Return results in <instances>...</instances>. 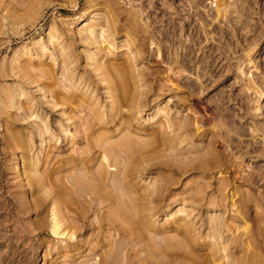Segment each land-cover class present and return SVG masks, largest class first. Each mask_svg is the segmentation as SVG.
Listing matches in <instances>:
<instances>
[{
    "label": "rangeland",
    "instance_id": "374dc122",
    "mask_svg": "<svg viewBox=\"0 0 264 264\" xmlns=\"http://www.w3.org/2000/svg\"><path fill=\"white\" fill-rule=\"evenodd\" d=\"M233 1L0 0V264H264V0L254 37Z\"/></svg>",
    "mask_w": 264,
    "mask_h": 264
},
{
    "label": "built area",
    "instance_id": "2783aa9c",
    "mask_svg": "<svg viewBox=\"0 0 264 264\" xmlns=\"http://www.w3.org/2000/svg\"><path fill=\"white\" fill-rule=\"evenodd\" d=\"M197 2H200L201 0H196ZM193 2H194V0H188V9L190 8V10H188V16H189V18L192 20L193 18H194V5H193ZM243 0H234L233 1V3H234V5H233V11H231V13H233L234 14V18L236 19V21H238L237 23H238V25L239 26H244V28H246L247 30L246 31H249V33L250 34H252V36L254 37V35L256 34V26H257V23H256V21H254V22H252V21H250L249 22V25L246 27L243 23H242V21L244 22L246 19H248V20H251V16L250 15H252L253 13H255V9L254 8H252V9H250V7L249 8H246V5L245 4H243ZM240 3H242V4H240ZM196 5V7H195V11L200 15V16H202L203 18H205V19H209L208 17H209V15L211 14V13H213V12H211L208 16H203L202 15V11H200V9H199V6L197 5V4H195ZM241 5H242V7H241ZM213 16H214V18H215V15L213 14ZM218 17H222V16H218ZM218 17H216V18H218ZM249 17V18H248ZM204 25V24H203ZM208 26V25H207ZM248 27H250L251 29H249ZM256 64H257V67L259 68V70H260V72H261V74L259 75V76H257V79L255 80L257 83H258V85H260V83L262 84L261 86H264L263 84H264V77H262V79L260 78L261 76H263L262 75V69H261V67L259 66V64H258V62H256ZM260 79H261V81H260ZM243 82H245V80L243 79L242 80ZM264 88V87H263Z\"/></svg>",
    "mask_w": 264,
    "mask_h": 264
},
{
    "label": "bare ground",
    "instance_id": "6f19581e",
    "mask_svg": "<svg viewBox=\"0 0 264 264\" xmlns=\"http://www.w3.org/2000/svg\"><path fill=\"white\" fill-rule=\"evenodd\" d=\"M217 11V10H216ZM227 11V10H226ZM223 12V11H222ZM230 13V12H229ZM249 24V23H248ZM103 28V27H102ZM106 29V28H105ZM89 33H90V35H93V37L94 38H96V30L92 27V28H90L89 29ZM100 33V32H99ZM89 35V36H90ZM101 35V34H100ZM103 41V40H102ZM102 42H100V44H101ZM104 43V42H103ZM118 94L120 95V98L121 99H123V97H124V95H122L121 94V92L118 90ZM117 94V95H118ZM126 96V95H125ZM81 100V99H80ZM82 101V100H81ZM141 106V105H140ZM224 122H225V120H224ZM66 129V128H65ZM45 131H49V127H48V125L45 127ZM63 132V131H62ZM237 132V131H236ZM239 132V131H238ZM65 134L67 133V131H65L64 132ZM237 134V133H236ZM240 137V136H239ZM130 152V151H129ZM122 153V152H121ZM106 154V153H105ZM116 159V158H115ZM24 160V159H23ZM20 169V168H19ZM23 169V168H22ZM249 169V168H248ZM97 172V171H96ZM68 175V174H67ZM98 177V176H97ZM76 182L75 181H73V182H71V184L73 185V184H75ZM107 185V184H106ZM113 186V185H112ZM72 187V186H71ZM65 188H68V186L66 185V187ZM88 188H90V189H92L91 191L92 192H94V191H97V190H99V188L97 187V186H95V185H92V184H89L88 185ZM71 189V188H70ZM94 190V191H93ZM72 196L74 197V198H76L77 196H79L82 192L80 191V189L79 190H76V191H74V189H73V191H72ZM76 196V197H75ZM63 203V202H62ZM70 203H71V205H70ZM66 206H67V208L69 209H71V210H74L73 212L75 213V217L76 218H78L79 220H82L83 219V217H84V215L80 212V207H79V209H77V207H75V206H72V202H67L66 201ZM83 204H85V203H83ZM82 209V208H81ZM83 210V209H82ZM52 212V211H51ZM60 213L61 214H58V212H53V216H52V232H54V233H63L64 234V230L66 229V227H65V225L63 226V228H62V232L59 230V226L61 225V219H63V218H66L67 216H66V214H64V212L63 211H60ZM66 216V217H65Z\"/></svg>",
    "mask_w": 264,
    "mask_h": 264
}]
</instances>
